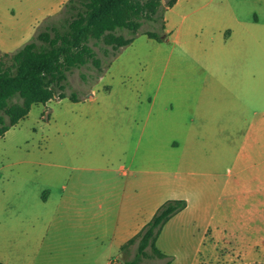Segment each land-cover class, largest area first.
<instances>
[{"label":"crops","instance_id":"crops-1","mask_svg":"<svg viewBox=\"0 0 264 264\" xmlns=\"http://www.w3.org/2000/svg\"><path fill=\"white\" fill-rule=\"evenodd\" d=\"M67 1L51 0L43 10L25 15L28 22L23 20L21 27L19 6H0V51L20 49L33 38L40 23ZM183 1L195 4V0H177L166 10L169 34V13ZM207 6L203 8L211 7ZM195 12H201V7ZM222 18L223 23L214 28L219 16L208 11L177 40L180 72L169 94H133L127 101L145 107H127L125 111L100 108L105 120L101 127L110 128L101 133L114 139L108 142L109 154L119 153L124 161L116 169L107 168L111 175L103 181L95 203L88 197L93 194L90 190L80 189L85 206L78 214L82 227L85 222L102 227L108 251L104 264H115L113 260L124 252L122 247L169 199H185L188 206L168 221L162 233L173 221L207 215L206 237L214 258L221 254L219 246L234 245L248 257L264 262L263 30L233 9ZM197 27L200 36L194 33ZM254 50L250 59L249 52ZM249 81L257 85V108L244 96ZM96 95L93 90L89 100H95ZM136 115L144 121L139 122ZM215 133L222 141L219 146L213 141ZM74 180L68 197L75 194ZM48 191L44 202H49ZM217 195L225 206L216 203ZM212 197L211 206L207 201ZM94 206L99 214H93ZM93 217L99 220L98 225L91 221Z\"/></svg>","mask_w":264,"mask_h":264},{"label":"rangeland","instance_id":"rangeland-1","mask_svg":"<svg viewBox=\"0 0 264 264\" xmlns=\"http://www.w3.org/2000/svg\"><path fill=\"white\" fill-rule=\"evenodd\" d=\"M50 1L0 0V6H19L21 27L23 20L28 22L25 15L43 10ZM168 1L161 0L163 11L167 8ZM207 1L195 0V4L183 1L171 11L169 18L172 33H167L168 36L162 41L139 32L134 41L114 57L111 52H105L103 44L96 46L106 69L102 81V76L98 77L91 64L74 68L68 73V81L63 90L58 86L54 87V100L33 105L25 119L0 137L1 262L105 263L108 251L102 227L91 226L88 222L83 223L82 227L78 214L80 208L85 206L79 197L80 189L90 190L93 194L88 197L95 203L103 181L111 175L107 168L116 169L124 161L120 159L119 153L109 154L108 142L114 139L109 134L105 136L101 133L110 128L101 127L100 122L105 120L100 108L116 107L125 111L127 107L128 110L131 107H145L136 101L131 104H127V101L133 94L144 97L145 94H169L175 89L180 72L177 40L193 26L195 19L208 11L218 14L220 20L214 26L217 28L223 23L221 17L224 12L233 9L253 24L257 23L263 30L261 34L264 39V0H212L210 4ZM207 5L211 7L203 8ZM196 7H201V12H195ZM62 10L63 7L50 17L54 21L61 18ZM166 13L167 11L165 15ZM147 29H152L150 23H145L142 31ZM201 32L199 27L194 31L199 36ZM124 33L128 35L127 32ZM249 54L250 59L251 56L254 58L255 50ZM110 57L112 60L108 65ZM106 86L109 88L106 89ZM93 90L98 95L95 100H89ZM60 93L66 94L62 100ZM257 94L256 83L249 81L244 96L254 108H257ZM72 95L78 98V102L71 100ZM136 117L139 119V115ZM143 121L142 116L139 122ZM213 141L218 146L222 144L216 133ZM235 145L237 143H234L233 155L236 153ZM73 177L77 183L76 191L74 196L68 197L70 189H73ZM80 182L84 185L81 186ZM65 186L67 189H64ZM49 189V202H44V193H49ZM215 198L217 204L225 206V201H220L219 195ZM215 198H210L207 204H213ZM93 209V214H99L97 206ZM207 218L206 215L195 219L192 215L173 221L157 242L158 248L169 258H144L142 263L166 264L169 261L170 264H264L248 257V254L239 251L234 245L219 246L221 254L219 258H214L209 238L206 237V233L209 235ZM91 221L97 225L99 223L94 217ZM136 252L137 244L113 261L115 264H123L134 258Z\"/></svg>","mask_w":264,"mask_h":264},{"label":"trees","instance_id":"trees-1","mask_svg":"<svg viewBox=\"0 0 264 264\" xmlns=\"http://www.w3.org/2000/svg\"><path fill=\"white\" fill-rule=\"evenodd\" d=\"M176 1L169 0L163 11L161 0H68L61 11L63 16L55 21L46 18L30 42L12 53L0 51V137L25 119L33 105L52 100L55 86L63 90L74 68L91 64L101 77L106 69L96 46L103 44L105 52L114 57L139 32L158 41L166 38L165 12ZM145 23L152 29L142 31ZM65 97L60 93V98ZM70 98L78 101L75 95ZM187 206L185 199L164 202L122 247L126 251L137 244L134 258L123 264H143L144 258L168 259L157 246L158 238L168 221Z\"/></svg>","mask_w":264,"mask_h":264}]
</instances>
